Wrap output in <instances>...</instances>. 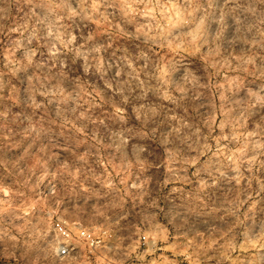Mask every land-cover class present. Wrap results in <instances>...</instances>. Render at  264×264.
Instances as JSON below:
<instances>
[{"label":"clouds","instance_id":"obj_1","mask_svg":"<svg viewBox=\"0 0 264 264\" xmlns=\"http://www.w3.org/2000/svg\"><path fill=\"white\" fill-rule=\"evenodd\" d=\"M0 264H264V0H0Z\"/></svg>","mask_w":264,"mask_h":264}]
</instances>
